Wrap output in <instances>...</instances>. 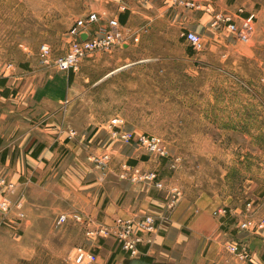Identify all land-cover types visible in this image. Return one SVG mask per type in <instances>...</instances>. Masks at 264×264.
<instances>
[{"label":"rangeland","instance_id":"1","mask_svg":"<svg viewBox=\"0 0 264 264\" xmlns=\"http://www.w3.org/2000/svg\"><path fill=\"white\" fill-rule=\"evenodd\" d=\"M230 1L236 15H254L247 41L212 26L213 14L226 11L216 12L210 5L213 31L189 29L200 38L198 51L190 52L183 42L182 28L162 26L142 31L136 42L94 51L75 71L65 72L63 114L70 137L49 161L45 154L32 160L20 138H0V200H20L24 212L19 218L14 206L6 214L0 210V264H75L77 246L100 257L109 248L124 253L114 241L111 247H97L105 239L86 236V229L95 226L91 221L72 227L56 226L54 220L71 211L90 219L96 195L80 200L73 185L79 190L84 188L79 184H100L112 161V149L106 146L119 143L148 152L121 138L127 132L158 136L171 160L169 169L183 187L205 193L216 188L223 198L226 185L242 197L250 204L245 211L250 224L242 230L264 224V0ZM67 5L73 10L78 0H0V68L9 75L6 88L13 95L25 77L56 70L40 61L38 49L47 43L52 58L65 53L70 40L66 27L79 17L65 14ZM46 74L36 76L34 84ZM105 153L109 159L99 165L95 158ZM124 163L117 162L121 168ZM220 215L225 217L227 209ZM115 261L111 256L106 264Z\"/></svg>","mask_w":264,"mask_h":264},{"label":"crops","instance_id":"2","mask_svg":"<svg viewBox=\"0 0 264 264\" xmlns=\"http://www.w3.org/2000/svg\"><path fill=\"white\" fill-rule=\"evenodd\" d=\"M199 1L78 0L73 10L69 5L64 6V9L65 14L79 16L77 18H84L92 12L115 16L134 33L157 31V27L162 26H177L183 30L192 29L207 34L213 31L209 26L210 5L216 12L236 13L235 4L230 0ZM248 13L238 17H246ZM71 24L66 27L67 34ZM99 25L92 24L90 32L94 33ZM215 29L222 31L221 28ZM164 43L169 45L170 41L165 39ZM188 49L194 52L190 46ZM190 52L187 54L192 57ZM45 72L38 70L34 75L25 77L24 83L14 95L6 88L9 75L6 74L0 80V138H20L19 142L24 145L23 152L30 155L32 160L45 154L43 158L49 161L56 156L66 138L70 137V128L65 125L66 113L63 114L65 100L68 99V74L56 70L47 74ZM41 74L46 75L34 84L33 79ZM42 120L45 123L40 124ZM106 144L107 139L101 145L104 147ZM108 147L112 149V161L100 184L96 188L93 186L96 182L79 184L84 187L79 190L73 185V193L80 200L88 201L96 195L98 201L96 208L90 212V225H111L118 217L141 219L150 215L155 218L157 227L149 235V243L139 244L136 253H115V249L109 248L105 256L100 257L99 252L95 253L99 261L96 264H106L111 256L116 260L114 264H237L236 258L227 249L228 245L237 243L249 249L251 259L248 264H264V224L261 223L260 228L256 226L251 232L238 229L239 223L248 219L245 211L250 204L246 206L242 197L226 189L228 186L224 185L223 198L217 196L214 187L207 193L183 187L176 172L169 169L170 159L119 143L109 144L105 148ZM119 160H125L127 165L144 171H157L163 187L156 188L149 182L121 179L118 176L121 171L117 164ZM35 163L39 165L37 161ZM176 187H180L182 193L171 206V189ZM223 207L227 209L225 217L216 213ZM34 219L38 220L39 216ZM71 223L74 222H66L75 227ZM94 239L100 241L96 237ZM101 245L111 247L113 239L105 238L104 242L96 246Z\"/></svg>","mask_w":264,"mask_h":264},{"label":"built area","instance_id":"3","mask_svg":"<svg viewBox=\"0 0 264 264\" xmlns=\"http://www.w3.org/2000/svg\"><path fill=\"white\" fill-rule=\"evenodd\" d=\"M189 5H192V3H189ZM253 17V14H249L246 17H238L236 13L227 11L214 13L211 25L222 26L227 31L234 33L242 41H247L253 30ZM96 23H100V25L94 33H91L90 26ZM141 32L134 33L125 24H121L115 16L92 12L84 18H76L69 27L68 34L70 35V40L65 53L52 58L50 45L42 43L38 49V56L42 63L52 65L57 71H75L81 60L92 52L107 50L115 45H127L128 41L136 42ZM83 34L86 36L84 39L81 38ZM180 35L183 40L188 42L193 51L200 49L201 41L197 34L190 30H183ZM4 77L5 71L0 68V80ZM120 136L127 142L135 141L139 145L144 146L149 153L155 154L160 158H166L163 141L158 136L152 134L136 135L132 132L122 133ZM95 159L99 165L104 166L109 159V155L105 153ZM118 176L121 179H127L132 182H149L156 188L163 187L162 179L159 178L157 171H144L138 167L129 166L126 163L122 166ZM0 184H4L3 179H0ZM5 185L8 188L13 187L12 183ZM180 194L179 188L171 189V206L176 202ZM13 206L18 212L19 218L24 217L22 202L20 200H16L14 204H11L6 199L0 200V210L3 214H6ZM216 213L225 214L226 209L220 208ZM68 220L81 224H87L91 221L83 213L71 211L58 214L54 224L60 226ZM249 224V221H242L239 223V227L246 229ZM156 227L157 222L150 215H146L141 219L118 217L114 219L111 225L97 224L92 228H87L85 234L88 237H96L99 240L110 237L119 246L120 250L125 253L134 254L137 252L139 244L149 243L148 237ZM227 249L236 258L237 264H248L250 262L251 253L244 244H230L227 246ZM96 259L97 255L85 246H77L74 249L73 260L75 264H89L96 261Z\"/></svg>","mask_w":264,"mask_h":264},{"label":"water","instance_id":"4","mask_svg":"<svg viewBox=\"0 0 264 264\" xmlns=\"http://www.w3.org/2000/svg\"><path fill=\"white\" fill-rule=\"evenodd\" d=\"M85 37H86V36H85L84 34L81 36L82 39H84Z\"/></svg>","mask_w":264,"mask_h":264},{"label":"trees","instance_id":"5","mask_svg":"<svg viewBox=\"0 0 264 264\" xmlns=\"http://www.w3.org/2000/svg\"><path fill=\"white\" fill-rule=\"evenodd\" d=\"M110 264V263H109Z\"/></svg>","mask_w":264,"mask_h":264}]
</instances>
